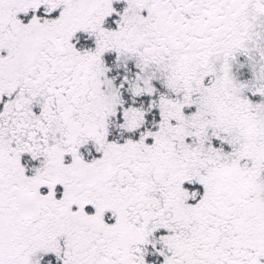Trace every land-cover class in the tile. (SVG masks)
Listing matches in <instances>:
<instances>
[{
	"label": "snow or ice",
	"instance_id": "obj_1",
	"mask_svg": "<svg viewBox=\"0 0 264 264\" xmlns=\"http://www.w3.org/2000/svg\"><path fill=\"white\" fill-rule=\"evenodd\" d=\"M0 264H264V0H0Z\"/></svg>",
	"mask_w": 264,
	"mask_h": 264
}]
</instances>
